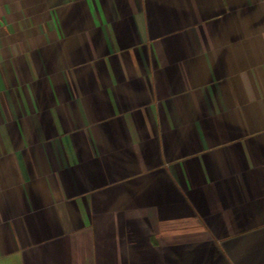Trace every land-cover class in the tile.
Segmentation results:
<instances>
[{"label": "crops", "instance_id": "obj_1", "mask_svg": "<svg viewBox=\"0 0 264 264\" xmlns=\"http://www.w3.org/2000/svg\"><path fill=\"white\" fill-rule=\"evenodd\" d=\"M0 264H264V0H0Z\"/></svg>", "mask_w": 264, "mask_h": 264}]
</instances>
